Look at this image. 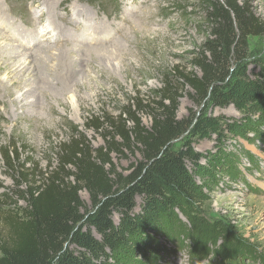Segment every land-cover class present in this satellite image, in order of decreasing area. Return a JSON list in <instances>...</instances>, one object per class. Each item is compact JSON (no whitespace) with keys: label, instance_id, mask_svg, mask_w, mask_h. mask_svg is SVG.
I'll use <instances>...</instances> for the list:
<instances>
[{"label":"rangeland","instance_id":"374dc122","mask_svg":"<svg viewBox=\"0 0 264 264\" xmlns=\"http://www.w3.org/2000/svg\"><path fill=\"white\" fill-rule=\"evenodd\" d=\"M239 1L264 25V0ZM44 2L46 0H0L3 11L0 13L3 16L0 50L1 46L10 50L21 48L27 50L26 54H32L25 62L21 60L19 68L10 64L13 72L9 70L11 66L0 63V197L6 196L5 200L0 199V205L5 210L17 212L25 207V203L15 196L25 187L17 188L20 179L15 178L17 182H14L15 175L12 177L13 172L8 170L1 155L11 145L18 149L16 169L22 174L30 175L32 169L40 173L49 169L55 171L60 165L61 146L70 143L75 136L83 140L93 155L100 148H105L103 153L111 151L108 156L111 172L127 175L140 160L139 150L137 146H124L118 131L109 122L116 125L121 115V124L134 117L141 127L149 128L150 114L168 104L162 100L161 91L169 85L178 99L177 120L194 124L195 118L205 114L218 118L220 125L224 122L243 124V129L224 131L218 137L211 133L194 139L192 146L203 155L201 169L205 171L204 178L209 180L207 188L201 187L202 181L195 180L200 187L196 190L197 199L192 210H185L190 217L197 212L200 218L213 224L214 234H224L225 243L229 240L234 249H223L218 238L207 255L194 262L188 251L178 248L164 230H156L150 233L152 239L143 244L146 250L135 254V264H264V123L258 121L259 113L244 106V96L251 82L264 83L258 64V61H264V35L246 39V78L232 81L239 89L236 105L222 108L204 103L197 105L193 93L179 77L198 73L193 66L194 59L210 38L211 24L200 0H61L55 13L63 19L56 32L49 28L52 23L47 17L52 13L48 12ZM74 6L88 9L93 17L96 14L94 19L98 23L103 22L106 26L110 23L113 29L98 35L85 25L90 21L82 17L81 11L77 13ZM4 27L6 32H1ZM65 31L69 33L65 35ZM76 33L78 39L73 40ZM122 33H125L123 38L120 37ZM118 42L130 49L122 51L117 47ZM41 44L48 47H40ZM89 45L104 47L103 51L109 45V50L117 47L119 57L113 56L109 61L110 65L116 66L111 79L107 74L101 75V66L108 64L105 58L101 57L100 62L97 56L92 61L89 57L84 58L85 52L80 47ZM21 55L22 52L15 55L12 61L22 59ZM64 55V61L71 63L72 70L79 74L74 75L66 87L63 83L57 84L64 78V74H57L61 64L65 63L60 61ZM140 71L148 73V77L144 84L135 86L128 77L140 78L137 76ZM5 91H9L8 95ZM23 111L39 114L35 129H29L22 117V122L18 119L17 115ZM125 125L129 129L132 127L130 122ZM189 138L190 135L183 134L172 142L173 148H179L181 141ZM219 150L225 160L234 161L228 163V170L227 166L211 168L208 165L210 160L218 158ZM232 167L238 172L235 179L228 174ZM70 169L68 173L73 171ZM24 181L28 186L33 185L28 184V178L22 183ZM79 195L85 204L89 203L85 190ZM140 203V198H136L135 212L139 211ZM178 216L187 223L180 212ZM113 219L117 221V215ZM6 234L7 228L0 220V237ZM198 242L200 253L203 241L198 238ZM222 250L223 255L218 257L217 252ZM147 252H156L160 260L148 261L143 254Z\"/></svg>","mask_w":264,"mask_h":264},{"label":"trees","instance_id":"16d2710c","mask_svg":"<svg viewBox=\"0 0 264 264\" xmlns=\"http://www.w3.org/2000/svg\"><path fill=\"white\" fill-rule=\"evenodd\" d=\"M200 1L211 24L210 38L194 59L198 73L190 72L179 78L191 90L197 105L235 106L239 89L232 81L246 78V39L264 35V25L239 0ZM258 64L264 75V61ZM161 92L162 100L168 104L150 114L149 128L141 127L129 113L130 118L122 124L121 115L116 125L109 122L124 146H137L139 150L140 160L127 175L111 172L108 158L111 151L103 153L105 148H100L93 155L83 140L75 136L61 146L60 165L55 171L40 173L32 169L30 175L22 174L16 169L15 145L1 153L8 170L13 172L12 177L15 175L14 182L20 179L17 188L25 187L15 195L25 207L19 208L18 213L0 205L1 224L7 228V234L0 237V264H135V254L146 250L143 244L152 239L150 233L156 230H164L178 248L188 251L194 262L207 255L218 238L223 249H234L232 242L225 243L224 234H214L213 224L200 218L197 212L190 217L185 210H192L197 199L196 190L200 187L195 180L202 181L203 188H207L209 180L201 169L203 155L192 146L194 139L211 133L218 137L224 131L243 129V124L220 125L218 118L205 114L195 118L194 124L177 120L178 99L169 85ZM244 97L246 109L259 113L258 121L264 123V83L251 82ZM129 122L131 129L125 125ZM185 133L191 138L174 149L172 142ZM221 155L219 150L218 158L208 165L211 168L223 165L228 170V163L234 161ZM68 168L73 171L68 173ZM228 174L235 179L238 172L232 167ZM27 178L28 184L33 185L22 183ZM82 190L88 194V204L80 198ZM136 198L141 200L138 212H135ZM179 212L187 223L179 218ZM198 238L203 241L200 253ZM223 251L217 252L218 257ZM143 254L152 263L160 260L156 252Z\"/></svg>","mask_w":264,"mask_h":264},{"label":"bare ground","instance_id":"6f19581e","mask_svg":"<svg viewBox=\"0 0 264 264\" xmlns=\"http://www.w3.org/2000/svg\"><path fill=\"white\" fill-rule=\"evenodd\" d=\"M50 1L51 2H53V3H50ZM59 2H61V0H46V2H44L45 4H46V7H47V10H48V12L49 11H51V16H48L47 17V20H48V22H50V23H52L51 24V26H49V28H50V30H51V28H52V32H56V28L57 27H60V24H61V21H62V17H60L59 15H57L56 16V8L59 6ZM47 3L49 4V5H47ZM75 7V9L77 10V13H80V11H81V13L83 14L82 15V17L83 18H86V20L87 21H90V23L89 22H86V24L85 25H87L88 27H90V28H92L93 29V31H95V32H97L98 33V35H101V33H104V32H106V31H110V30H112L113 28V26L111 27V25L112 24H108V26H106L105 24H103V22L101 23V22H97L95 19H94V17H95V15L96 14H94V17H93V13H91L88 9H86V8H81V9H79V7L78 6H74ZM81 7V6H80ZM1 12H3V11H1V9H0V13ZM31 14H35V13H31ZM37 14V13H36ZM84 15H86L87 17H85ZM43 16V15H42ZM97 17V16H96ZM2 18H3V16L0 14V22H1V20H2ZM78 19V18H77ZM130 19V18H129ZM59 20H60V22H59ZM6 21V20H5ZM80 20H78V22H79ZM70 22H71V20H70ZM76 22V21H75ZM2 23H4V22H2ZM1 23V24H2ZM97 24H99V26L97 27ZM3 25V24H2ZM76 25V24H75ZM1 26V25H0ZM2 28H3V26H1ZM1 28V32H6V28L4 27V30ZM145 28V27H144ZM69 32L68 31H65L64 32V34L65 35H67ZM7 34L9 35V32H7ZM125 33H122L121 35H120V37H124L123 35H124ZM143 34V33H142ZM145 35V34H144ZM108 36L111 38V36H112V33H110V34H108ZM142 37H144V36H142ZM146 37V36H145ZM144 37V38H145ZM5 38V37H4ZM78 39V37H77V33L75 34V36H74V38H73V40H75V39ZM108 39V38H107ZM119 39H121V38H119ZM140 39V38H139ZM1 40V39H0ZM175 40V39H174ZM176 40H177V38H176ZM3 41H6V40H3ZM2 41V42H3ZM111 41V40H110ZM121 42V41H120ZM120 42H118L119 43V45L117 46V47H119L122 51H127V50H129L130 48H128V49H126V46L125 45H123V44H121ZM174 42V41H173ZM64 43H68V42H64ZM81 43V42H80ZM105 42H101V44H104ZM114 43V42H113ZM100 44V43H99ZM112 44V43H111ZM132 44H135L134 42H132ZM145 44V43H144ZM1 45H2V43H1ZM71 45V44H70ZM84 45V44H83ZM4 46V45H3ZM48 47V45H43V44H41L40 45V47ZM50 46V45H49ZM14 47V46H13ZM12 47V48H13ZM16 47H17V44H16ZM15 47V48H16ZM117 47H115V48H112V50H109V48H111L110 47V45H109V47L107 46V48H105V51H103V48L104 47H98V46H93V47H91L90 45L89 46H86L85 48H82V47H80V49L83 51V52H85L84 54H85V57L84 58H87V57H89V58H91L90 60L92 61L93 59L92 58H94V57H99L98 58V62H100V58L102 57V58H105V60H106V63H108L107 65H104V66H101V75H103V74H107V75H109L110 76V79H111V73H113L115 70H114V68L116 67H113L112 65H110V63H109V61H110V59L113 57V56H115V57H117L118 56V51H117ZM79 48V47H78ZM43 49V48H42ZM67 50V49H66ZM22 52V59H18V60H14V61H12L13 59H14V57H15V55H17V54H19V53H21ZM24 53V54H23ZM27 53V50H23V49H18V50H10V49H7L6 47H3L2 48V46H1V50H0V63H2L3 65H5V66H11L10 64H13V68H15L16 67V65H17V68H19V66L22 64L21 63V60H24V62L26 61V58L28 57V55H32L31 53H29V54H26ZM102 54V55H101ZM66 57V55H64V56H62V57H60V61L61 62H65L64 61V58ZM114 57V58H115ZM119 57V56H118ZM113 58V59H114ZM33 59L35 60L36 58L35 57H33ZM25 64V63H24ZM72 65H71V63H63V64H61V68H60V70H58L57 71V74H64V78L63 79H61V80H58L57 81V84L58 83H63V85H64V87H66L67 86V83H69V81H71L72 80V78L74 77V75H79L77 72H75V70H72ZM12 68V66H11V69H9L10 70V72L12 71L13 72V69ZM25 69V68H24ZM23 69V70H24ZM119 70V69H118ZM124 70V69H123ZM120 72H122V71H120ZM20 73V72H19ZM124 73H125V70H124ZM126 74V73H125ZM138 75L137 76H139L140 78H133V77H128L129 78V80L133 83V85H135V86H138V85H142V84H144L145 83V80H146V78L148 77V73H146V72H138L137 73ZM77 83H79L78 81H77ZM75 84V83H74ZM80 87H81V85H80ZM75 88V87H74ZM62 89V88H61ZM75 90V89H74ZM7 92V93H6ZM8 93H9V91H5V95L7 94L8 95ZM11 96V95H10ZM9 96V97H10ZM17 117H18V119H20V117H22L23 119H25V121L27 122V124H28V128L29 129H31L32 130V128H36L38 125L37 124H39V118H40V116H39V114H35V113H26V112H22L21 114H18L17 115ZM21 120V122H22V119H20Z\"/></svg>","mask_w":264,"mask_h":264}]
</instances>
